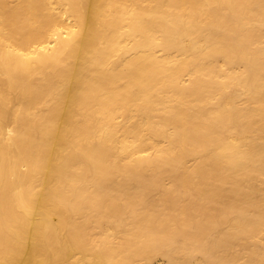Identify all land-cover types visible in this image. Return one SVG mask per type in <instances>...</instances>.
<instances>
[{"label":"bare ground","instance_id":"1","mask_svg":"<svg viewBox=\"0 0 264 264\" xmlns=\"http://www.w3.org/2000/svg\"><path fill=\"white\" fill-rule=\"evenodd\" d=\"M264 264V0H0V264Z\"/></svg>","mask_w":264,"mask_h":264},{"label":"rangeland","instance_id":"2","mask_svg":"<svg viewBox=\"0 0 264 264\" xmlns=\"http://www.w3.org/2000/svg\"><path fill=\"white\" fill-rule=\"evenodd\" d=\"M162 260H163V261H162ZM164 260H165L164 258H162V257H159V258H157V261H158V262H156V264H158V263H159V262H161V261H162L161 263H163V262H164Z\"/></svg>","mask_w":264,"mask_h":264}]
</instances>
